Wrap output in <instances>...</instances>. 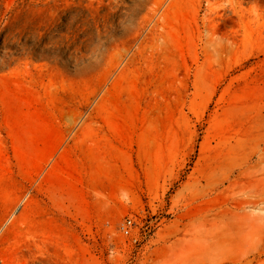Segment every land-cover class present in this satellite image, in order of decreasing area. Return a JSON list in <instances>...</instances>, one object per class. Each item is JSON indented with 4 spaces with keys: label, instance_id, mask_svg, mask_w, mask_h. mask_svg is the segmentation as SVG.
<instances>
[{
    "label": "rangeland",
    "instance_id": "1",
    "mask_svg": "<svg viewBox=\"0 0 264 264\" xmlns=\"http://www.w3.org/2000/svg\"><path fill=\"white\" fill-rule=\"evenodd\" d=\"M85 1L0 0V264H176L192 213L193 264H264V0Z\"/></svg>",
    "mask_w": 264,
    "mask_h": 264
},
{
    "label": "bare ground",
    "instance_id": "2",
    "mask_svg": "<svg viewBox=\"0 0 264 264\" xmlns=\"http://www.w3.org/2000/svg\"><path fill=\"white\" fill-rule=\"evenodd\" d=\"M109 1V3L111 4V6H114V7H117L118 9H119V11L121 12V11H123L124 10V8H126V7H121L120 5H119V2H118V0H108ZM161 2L163 1V0H160ZM166 2L168 1V0H165ZM164 1V2H165ZM206 1V0H205ZM221 1H227V2H229V4H231V5H233V0H208V3L210 4V12H216V7H214L215 5H217V6H220L221 4H220V2ZM241 1H243V0H241ZM249 0H247V2H248ZM251 1V0H250ZM76 2V1H75ZM83 2V1H82ZM85 2H88L87 0L85 1ZM97 2V1H96ZM173 2V1H172ZM171 2V3H172ZM245 2H246V0H245ZM105 3V2H104ZM121 3V2H120ZM148 3H150V2H148ZM170 3V4H171ZM226 3V2H225ZM244 3V2H243ZM242 3V4H243ZM253 3V2H252ZM96 4V3H95ZM100 4V3H99ZM98 4V5H99ZM165 4V3H164ZM209 4H207V5H209ZM228 4V3H227ZM246 4V3H245ZM155 5V4H154ZM237 5V4H236ZM256 5V4H255ZM82 6V5H81ZM226 6V5H225ZM230 6V5H229ZM235 6V5H234ZM248 6V5H247ZM246 6V7H247ZM83 7V6H82ZM97 7V6H96ZM164 7V6H163ZM209 7V6H208ZM207 7V8H208ZM224 7V6H223ZM223 7L221 6V8L223 9ZM236 7V6H235ZM76 8V7H75ZM81 8V7H80ZM84 8V7H83ZM103 8V7H102ZM159 8H161V7H159ZM225 8V7H224ZM231 8V7H230ZM245 8V7H244ZM256 8V7H255ZM263 8V7H262ZM78 9V8H77ZM96 9V8H95ZM135 9V8H134ZM170 9V8H169ZM217 9H218V7H217ZM220 9V8H219ZM247 9V8H246ZM75 10V9H74ZM81 10V9H80ZM79 10V11H80ZM101 11H102V9H100ZM128 10V9H127ZM132 10V9H131ZM138 10H141V9H137V11ZM227 10V9H226ZM225 10V11H226ZM230 10V9H229ZM233 10L234 11H236V8H234L233 7ZM233 10H232V12H233ZM243 10V9H242ZM241 10V11H242ZM254 10V9H253ZM256 10V9H255ZM260 10V9H259ZM262 10V9H261ZM264 10V9H263ZM91 11L93 12V10H92V8H91ZM106 11V10H105ZM224 11V10H223ZM228 11V10H227ZM231 11V10H230ZM238 11V10H237ZM76 12V11H75ZM77 12H78V10H77ZM86 12V11H85ZM89 12V11H88ZM107 12V11H106ZM209 12V11H208ZM244 11H242V13H243ZM72 13V12H71ZM97 13V12H96ZM100 13H102V12H100ZM104 13V12H103ZM157 13V11H155V14ZM219 13V12H218ZM227 13V12H226ZM238 13V12H237ZM249 13H250V10H249ZM254 13V12H253ZM261 13V12H260ZM75 14V13H74ZM85 14V13H84ZM93 14H94V12H93ZM107 14V13H106ZM111 14V13H110ZM122 14V13H121ZM126 14V13H125ZM158 14V13H157ZM214 14H216V13H214ZM246 14V13H245ZM244 14V15H245ZM252 14V13H251ZM256 14V13H255ZM263 14V13H262ZM71 15V14H70ZM77 15V14H76ZM95 15V14H94ZM115 15H117V14H115ZM120 15V14H119ZM208 15V14H207ZM220 15V14H219ZM226 15V14H225ZM243 15V17H245ZM87 16V15H86ZM101 16V15H100ZM123 16V15H122ZM130 16V15H129ZM212 16V15H211ZM237 16V15H236ZM247 16V15H246ZM251 16V15H250ZM95 17V16H94ZM113 17V16H112ZM117 17V16H116ZM118 17H120V16H118ZM158 17V16H157ZM214 17V16H213ZM216 17V16H215ZM241 17V16H240ZM76 18V17H75ZM75 18H73L74 20H75ZM78 18V17H77ZM83 18V17H82ZM115 18V17H114ZM122 18V17H121ZM260 18V17H259ZM71 19H72V17H71ZM70 19V20H71ZM86 19V18H85ZM84 19V21H86ZM113 19V18H112ZM125 19V18H124ZM213 19V18H212ZM217 19H218V17H217ZM217 19H215V20H217ZM254 19V18H253ZM73 20V21H74ZM80 20V19H79ZM82 20V19H81ZM93 20V19H92ZM257 20V19H256ZM255 20V21H256ZM91 21V20H90ZM89 21V22H90ZM102 21V20H101ZM113 21V20H112ZM154 21V20H153ZM152 21V22H153ZM176 21V20H175ZM182 21V20H181ZM78 22V21H77ZM80 22V21H79ZM92 22V21H91ZM106 22H107V20H106ZM113 22H115V21H113ZM151 22V23H152ZM177 22V21H176ZM81 23V22H80ZM86 22H84V24H85ZM88 23V22H87ZM96 23V22H95ZM109 23V22H108ZM147 23V22H146ZM183 23V22H182ZM202 23H203V21H202ZM204 23H206V22H204ZM213 24H214V22H213ZM68 25H71L70 23H68ZM88 25V24H87ZM86 25V26H87ZM97 25V24H96ZM111 25V24H110ZM145 25V24H144ZM207 25H208V22H207ZM89 26V25H88ZM100 26V25H99ZM108 26V25H107ZM115 26V25H114ZM180 26V25H179ZM202 26H203V24H202ZM68 27V26H67ZM74 28V27H73ZM101 28V27H100ZM106 28V31H107V27H105ZM104 28V29H105ZM177 28V27H176ZM212 28V27H211ZM79 29V28H78ZM109 29H110V27H109ZM201 29V28H200ZM206 29H208L207 28V26H206ZM64 30V29H63ZM84 30V29H83ZM87 30V29H86ZM179 30H181V29H179ZM178 30V31H179ZM69 31H70V29H69ZM77 31H79V30H77ZM82 31V30H81ZM90 31V30H89ZM95 31V30H94ZM104 31V30H103ZM141 31V30H140ZM165 31H167L166 29H165ZM202 31V30H201ZM206 31V30H205ZM208 31V30H207ZM8 32V31H7ZM6 32V33H7ZM73 32V31H72ZM110 32V31H109ZM5 33V34H6ZM86 33V32H85ZM88 33V32H87ZM93 33V32H92ZM95 33H96V31H95ZM102 33V32H101ZM143 33H145V32H143ZM202 33V32H201ZM8 34V33H7ZM64 34V33H63ZM97 34V33H96ZM146 34V33H145ZM73 35H75V34H73ZM94 35V34H93ZM63 35H61V37H62ZM88 36V35H87ZM97 36V35H96ZM147 36V35H146ZM14 37V36H13ZM57 37V36H56ZM77 37V36H76ZM99 37H100V35H99ZM101 37H102V35H101ZM100 37V38H101ZM104 37H105V35H104ZM142 37V36H141ZM201 37V36H200ZM209 37V36H208ZM213 37H214V35H213ZM212 37V38H213ZM80 38V37H79ZM78 38V39H79ZM86 38V37H85ZM92 38V37H91ZM93 38H94V36H93ZM135 38V37H134ZM139 38V37H138ZM203 38V37H202ZM218 38V37H217ZM65 39V38H64ZM71 39H73V36H72V38ZM145 39V38H144ZM143 39V40H144ZM166 39V38H165ZM208 39H210V38H208ZM69 40H70V38H69ZM75 40V39H74ZM164 40V39H163ZM211 40V39H210ZM219 40V39H218ZM5 41H7V40H5ZM107 41V40H106ZM105 41V42H106ZM116 41V40H115ZM204 41V40H203ZM78 42V41H77ZM84 42V41H83ZM88 42V41H87ZM102 42V41H101ZM202 42V41H201ZM207 42V41H206ZM79 43V42H78ZM138 43V42H137ZM5 44V43H4ZM80 44H82V43H80ZM7 45V44H6ZM78 45V44H77ZM206 45V44H205ZM5 46V45H4ZM75 46V45H74ZM97 46V45H96ZM136 46V45H135ZM183 46V45H182ZM139 47V46H138ZM142 47V46H141ZM202 47V46H201ZM215 47V46H214ZM86 48V47H85ZM125 49H123V51H124ZM156 50H157V52H160L159 54H160V56L162 57V58H164V59H169L170 57H171V54H172V48L167 44V42H166V40L163 42V43H159V44H157V48H156ZM5 51V50H4ZM3 51V52H4ZM116 51V50H115ZM117 52V51H116ZM121 54V53H120ZM177 54H178V52H177ZM2 55V54H1ZM115 55V54H114ZM117 55V54H116ZM149 55H151V54H149ZM177 56V55H176ZM131 57V56H130ZM152 57V56H151ZM150 58V57H149ZM149 58H147V59H149ZM128 59V58H127ZM163 59V60H164ZM114 60V59H113ZM126 60V59H125ZM162 60V61H163ZM173 62V61H172ZM167 63V62H166ZM109 64V63H108ZM162 66V65H161ZM165 66V65H164ZM107 67V66H106ZM120 67V66H119ZM105 70V69H104ZM22 72V71H21ZM108 72V71H107ZM9 74V73H8ZM16 75H18V74H16ZM30 78V77H29ZM21 79V78H20ZM9 80V79H8ZM11 80V79H10ZM9 80V81H10ZM14 80H15V78H14ZM18 80V79H17ZM22 80H24V79H22ZM20 81V80H19ZM25 81V80H24ZM70 81V80H69ZM65 82V81H64ZM63 82V83H64ZM18 83V82H17ZM20 83V82H19ZM24 83V82H23ZM18 85V84H17ZM23 85V84H22ZM21 85V86H22ZM25 85V84H24ZM78 85V84H77ZM2 87V86H1ZM70 87V90H71V88H72V85H70L69 86ZM74 87V86H73ZM5 88V87H4ZM10 88V87H9ZM8 88V89H9ZM55 88V87H54ZM57 88V87H56ZM80 88V87H79ZM7 89V90H8ZM58 89V88H57ZM62 89L63 90H65V89H68V86L66 85V84H63V86H62ZM77 89V88H76ZM83 89V88H82ZM4 91V90H3ZM57 91V90H56ZM73 91V90H72ZM61 93V92H60ZM60 93L59 92H53L52 93V98H53V100H54V108H56L57 110H59L63 115H67L68 114V111L69 110H71L72 108H70L69 107V105L67 104V100L64 98V97H62L61 95H60ZM101 93V92H100ZM3 94V93H2ZM98 94V93H97ZM110 94H112V91L111 90H108L106 93L105 92H103V94H102V98H101V101L102 102H104V100H106L109 96H110ZM162 95H164L163 93H162ZM75 97V96H74ZM99 97H101V96H99ZM162 98H164V96L162 97ZM75 100V99H74ZM88 100V99H87ZM100 101V100H99ZM73 102H75V101H73ZM89 104V103H88ZM91 104V103H90ZM89 104V105H90ZM53 105V104H52ZM98 105V104H97ZM53 108V109H54ZM103 111V108L102 107H99L98 109H94V111L92 112V116L94 115V114H98V116L99 115H101V112ZM59 112V113H60ZM71 112V111H70ZM80 112V111H79ZM103 113V112H102ZM71 114V113H70ZM71 115H69V117H70ZM64 117V116H63ZM77 117V116H76ZM79 117V116H78ZM80 118V117H79ZM92 117H90V118H88V119H91ZM85 119V118H84ZM87 119V118H86ZM69 120H70V123H71V127L73 128V129H76L77 127H79V125L80 124H84V126L82 127V126H80V129H78V131L77 132H74V137H73V139L74 140H77L78 142H79V144L81 145V146H83V148H87V150L88 151H90L91 150V142L90 141H92V143L94 144V146L95 147H97V148H101V146H103V143H101L102 142V140L100 139V138H98V139H94V138H91V136L89 135V132H88V130H87V127H85V125L87 124V122L88 121H86V122H82V120L81 121H79L78 120V118H69ZM68 121V120H67ZM122 124V123H121ZM123 125H124V127L127 125V123H126V125L123 123ZM123 125H122V127H123ZM119 127V126H118ZM94 128V127H93ZM96 128V127H95ZM99 132V131H98ZM116 134H118V133H116ZM89 142H90V144H89ZM95 149V148H94ZM94 156V155H93ZM82 169H83V177H84V179L86 180V181H89L88 180V172H84V167L82 166ZM105 173H106V170H105V165H104V157L103 156H101V154H98L97 156H96V158H95V168H94V171H93V177H94V179H95V182L94 183H96L95 185H97V186H101L102 185V189H103V184H104V180H103V178H104V175H105ZM238 180H240V179H238ZM237 180V181H238ZM236 184L238 185V188H240L241 190H244V189H247V186L246 185H244V184H242L241 182H235L234 183V186H236ZM0 188H2V187H0ZM99 188V187H98ZM253 189V188H252ZM101 197H103V196H101ZM100 198V197H99ZM104 200V199H103ZM103 200L100 198V201L101 202H103ZM105 202V201H104ZM103 202V203H104ZM246 202V201H245ZM256 202H261V201H256ZM253 203V202H252ZM255 203V202H254ZM253 203V204H254ZM100 204H102V203H100ZM256 204V203H255ZM103 205V204H102ZM107 205V204H106ZM109 205V204H108ZM101 206V205H100ZM106 207H108V206H106ZM25 208V207H24ZM203 211V210H202ZM11 218H13L12 219V224H11V226L12 227H20L21 226V224L24 222V220H25V218H26V208L24 209V211H22V212H20L19 214L18 213H16L17 212V208L16 207H12V209H11ZM229 214H232L233 216H232V218L233 217H235V212H233V211H229L228 212ZM193 213L192 214H190L189 216H187L186 218H188L189 219V221H188V223H186V224H184L183 226H184V229L182 230V231H184V237L185 238H183L184 239V241L186 242L185 243V245H186V247H187V250H185V251H187V253L183 256V257H181L180 258V256L179 255H177V256H179L177 259H176V261H175V263L176 264H193V262H194V260H191L192 259V257L190 258V256L191 255H193V254H195V255H198L199 253H203L202 252V250L203 249H205V246H206V243L205 242H207L206 241V239L207 238H204V240H205V242H203L204 240L203 239H201V241L199 240H195V237H197L196 236V232H197V230H196V227L193 225V222H192V218L191 217H193ZM238 216H243V217H245V214L243 215V214H240V215H238ZM231 218V219H232ZM233 219H235V218H233ZM195 229H194V228ZM195 230H196V232H195ZM174 231V230H173ZM199 232V231H198ZM200 233V232H199ZM214 233V232H213ZM207 234V233H206ZM202 235V234H201ZM189 236V237H188ZM230 237V235L229 234H227L226 233V235L225 234H219V236L217 235V237L215 236L214 238H218L219 240H220V238L221 239H223V241H225L224 239H226L225 237ZM199 237V236H198ZM188 238V239H187ZM203 238V237H202ZM210 238H212V237H210ZM197 239H199V238H197ZM203 240V241H202ZM215 240H217V239H215ZM214 240V241H215ZM211 242H213V241H211ZM211 242H209V244L211 243ZM180 243H183V242H180ZM208 243V242H207ZM211 245H212V243H211ZM210 245V246H211ZM180 246H182V245H180ZM207 246H208V244H207ZM206 246V247H207ZM218 246V245H217ZM214 247V244H213V246L212 247H210L211 248V250H212V248ZM181 248V247H180ZM183 248H185V247H183ZM209 248V247H208ZM207 248V249H208ZM165 249H167V247L166 246H164L163 247V249H162V251H164ZM219 250V249H218ZM221 250V249H220ZM219 250V251H220ZM222 251V250H221ZM173 252H174V250H173ZM184 252V251H183ZM207 252V251H206ZM212 252V251H211ZM210 252V253H211ZM190 256H189V255ZM204 254H206V253H204ZM164 263V262H163ZM152 264H160V261H156V260H154V261H152ZM172 264V263H171Z\"/></svg>",
    "mask_w": 264,
    "mask_h": 264
},
{
    "label": "built area",
    "instance_id": "3",
    "mask_svg": "<svg viewBox=\"0 0 264 264\" xmlns=\"http://www.w3.org/2000/svg\"><path fill=\"white\" fill-rule=\"evenodd\" d=\"M131 226H132V222H131V220H128L126 222V224L124 225V227H123L126 233H129V230L131 229Z\"/></svg>",
    "mask_w": 264,
    "mask_h": 264
}]
</instances>
